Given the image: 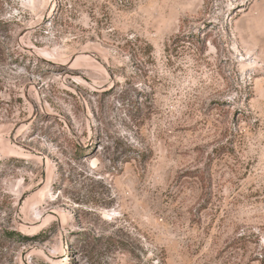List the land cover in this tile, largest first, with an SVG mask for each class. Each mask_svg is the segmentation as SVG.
<instances>
[{
    "label": "rangeland",
    "instance_id": "rangeland-1",
    "mask_svg": "<svg viewBox=\"0 0 264 264\" xmlns=\"http://www.w3.org/2000/svg\"><path fill=\"white\" fill-rule=\"evenodd\" d=\"M0 264H264V0H0Z\"/></svg>",
    "mask_w": 264,
    "mask_h": 264
},
{
    "label": "trees",
    "instance_id": "trees-1",
    "mask_svg": "<svg viewBox=\"0 0 264 264\" xmlns=\"http://www.w3.org/2000/svg\"><path fill=\"white\" fill-rule=\"evenodd\" d=\"M12 234V233H11ZM10 235V234H9Z\"/></svg>",
    "mask_w": 264,
    "mask_h": 264
}]
</instances>
